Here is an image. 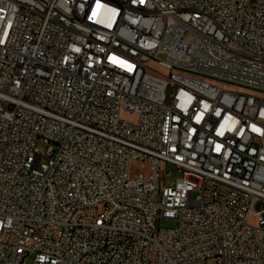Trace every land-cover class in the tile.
<instances>
[{
	"label": "built area",
	"instance_id": "2783aa9c",
	"mask_svg": "<svg viewBox=\"0 0 264 264\" xmlns=\"http://www.w3.org/2000/svg\"><path fill=\"white\" fill-rule=\"evenodd\" d=\"M28 257L264 264V0H0V264Z\"/></svg>",
	"mask_w": 264,
	"mask_h": 264
},
{
	"label": "rangeland",
	"instance_id": "374dc122",
	"mask_svg": "<svg viewBox=\"0 0 264 264\" xmlns=\"http://www.w3.org/2000/svg\"><path fill=\"white\" fill-rule=\"evenodd\" d=\"M122 119L123 120H127L129 122H135L137 120V116L130 113V112H126L124 111L122 113ZM46 144L44 143L43 139H40L38 141L37 147L40 151H44L46 149ZM166 173L169 174V176L166 178V184L169 185L172 182L175 181V179L179 176L177 169L172 166V165H168L165 169ZM151 174V168L148 165H143L141 164V162L138 161H134L131 165V177H136L139 175H145L148 176ZM178 226V221L176 220H162L160 222V227L161 228H176ZM214 260H209L208 264H213ZM25 264H33V258L32 257H28L25 260Z\"/></svg>",
	"mask_w": 264,
	"mask_h": 264
},
{
	"label": "bare ground",
	"instance_id": "6f19581e",
	"mask_svg": "<svg viewBox=\"0 0 264 264\" xmlns=\"http://www.w3.org/2000/svg\"><path fill=\"white\" fill-rule=\"evenodd\" d=\"M100 210H110V203H100ZM79 213H86V206H79ZM135 213H137V205H124V208L114 209V216L116 217H124ZM128 246H135V239H128ZM102 247H110V239H103ZM114 260L115 252H108L104 255V263H111Z\"/></svg>",
	"mask_w": 264,
	"mask_h": 264
}]
</instances>
